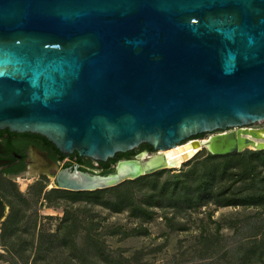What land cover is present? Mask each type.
Wrapping results in <instances>:
<instances>
[{"label": "water", "instance_id": "obj_1", "mask_svg": "<svg viewBox=\"0 0 264 264\" xmlns=\"http://www.w3.org/2000/svg\"><path fill=\"white\" fill-rule=\"evenodd\" d=\"M262 122L264 0H0V129L96 162L154 149L106 175L56 168L59 189L138 180L192 137Z\"/></svg>", "mask_w": 264, "mask_h": 264}, {"label": "rangeland", "instance_id": "obj_2", "mask_svg": "<svg viewBox=\"0 0 264 264\" xmlns=\"http://www.w3.org/2000/svg\"><path fill=\"white\" fill-rule=\"evenodd\" d=\"M92 171L103 174L98 162ZM6 183L0 264H262L264 150L203 149L179 168L91 192Z\"/></svg>", "mask_w": 264, "mask_h": 264}, {"label": "flooded vegetation", "instance_id": "obj_3", "mask_svg": "<svg viewBox=\"0 0 264 264\" xmlns=\"http://www.w3.org/2000/svg\"><path fill=\"white\" fill-rule=\"evenodd\" d=\"M230 130L234 131L228 129L229 132L220 131L216 135L232 132ZM203 136L205 135H199L196 139H202ZM131 152L152 153L145 144ZM76 153H62L41 134L17 132L8 128L0 129V225L5 219L7 209L6 181L20 184L22 181L32 183V181L44 179L52 180L56 185L51 175L56 168L66 170L79 166L83 172H93V163L96 161L81 157L79 154L77 156ZM98 165L103 170L102 163L98 162Z\"/></svg>", "mask_w": 264, "mask_h": 264}, {"label": "bare ground", "instance_id": "obj_4", "mask_svg": "<svg viewBox=\"0 0 264 264\" xmlns=\"http://www.w3.org/2000/svg\"><path fill=\"white\" fill-rule=\"evenodd\" d=\"M220 134H222L220 136H223L220 141L217 139L218 134L209 139H200L198 142L190 143L188 146L177 149L175 156H178L180 161L174 166H170L171 158L168 156V152L170 151L162 152L160 156L148 160V164L161 166L165 169L179 168L203 149H207L210 152H213L214 148L237 149L240 152L250 147L257 150L264 149V130L244 127L240 129L235 128V130L230 133L224 132Z\"/></svg>", "mask_w": 264, "mask_h": 264}, {"label": "trees", "instance_id": "obj_5", "mask_svg": "<svg viewBox=\"0 0 264 264\" xmlns=\"http://www.w3.org/2000/svg\"><path fill=\"white\" fill-rule=\"evenodd\" d=\"M145 146H147L152 153L154 152V149L152 148V146H150L149 144H145ZM133 153L134 152L119 153L116 155V157L114 159H110L108 162H101L102 166H103V174L102 175H106V174L113 172V166H115L118 161L123 160V159H132ZM76 155L78 156V153H76ZM134 181H137V180H134ZM134 181H130V182H134ZM185 191H186V194H184V196H187L188 194L192 193V190L190 188H185ZM198 191L204 195L203 196L201 194L202 195L201 199H205V197H207V195H208L207 193H211L212 188L209 184L203 185V186L200 185V186H198ZM262 195L263 196H261L262 197L261 201H264V193ZM190 201L191 200H185L186 203L190 202ZM230 205H233V204H230ZM248 254L251 255V254H256V253L250 254V252H248ZM256 256H257V254H256ZM259 261L262 262V264H264V245L262 246V248L259 247Z\"/></svg>", "mask_w": 264, "mask_h": 264}]
</instances>
